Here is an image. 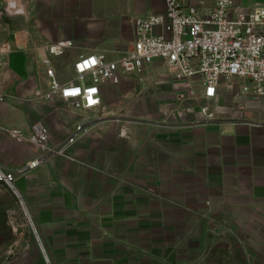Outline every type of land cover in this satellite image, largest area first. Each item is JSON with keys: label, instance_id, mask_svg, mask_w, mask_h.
Wrapping results in <instances>:
<instances>
[{"label": "crops", "instance_id": "1", "mask_svg": "<svg viewBox=\"0 0 264 264\" xmlns=\"http://www.w3.org/2000/svg\"><path fill=\"white\" fill-rule=\"evenodd\" d=\"M79 1H46L39 30H19L35 52L39 43L72 40L73 67L81 54L127 49L136 19L166 9L164 0H128L114 26L98 24ZM34 72L28 57L24 75L11 69L9 56L1 74L10 98L0 103V165L11 170L34 155L7 127L30 133L41 123L61 143L82 120L58 103L35 102L36 87L27 86ZM203 92L199 80L171 76L145 89L136 77L105 86L109 116L71 147L74 159L55 157L18 176L52 264H199L228 240L221 228L264 226V101L226 81L214 100Z\"/></svg>", "mask_w": 264, "mask_h": 264}, {"label": "built area", "instance_id": "2", "mask_svg": "<svg viewBox=\"0 0 264 264\" xmlns=\"http://www.w3.org/2000/svg\"><path fill=\"white\" fill-rule=\"evenodd\" d=\"M2 1L0 33L7 23ZM164 1V12L154 11L136 19V38L127 49L79 55L73 64L76 76L70 80L59 77L50 56L67 54L76 47L74 41L43 44L48 53L45 59L29 46L28 33L25 45L17 43L15 34L16 49L24 51L39 72V77L33 74L32 78L46 86H36L33 100L47 103L61 99L82 115L75 131L61 143H54L52 133L41 123L33 125L30 133L5 129L9 137L26 143L34 155L17 170L0 165V184L16 193L25 209L16 185L18 176L55 157L74 159L71 147L92 131L94 122L109 116L105 114V86H119L131 77H136L144 89L155 79L164 81L170 76L177 81L197 79L204 87V98L211 101L216 99L221 82L226 81L228 87L264 101V3L244 6L239 0ZM11 53L10 42L0 38V103L10 98L1 74ZM43 63L49 66L43 68Z\"/></svg>", "mask_w": 264, "mask_h": 264}, {"label": "rangeland", "instance_id": "3", "mask_svg": "<svg viewBox=\"0 0 264 264\" xmlns=\"http://www.w3.org/2000/svg\"><path fill=\"white\" fill-rule=\"evenodd\" d=\"M46 1L51 0H19V3L27 8V14H25L21 6L13 7L9 5V0H3L7 23L3 25V30L0 33L1 40L11 41L15 47L16 32L29 30V28L30 31H38L39 28H35L38 25L36 20L46 14ZM79 2L82 12L95 17L98 24L105 23H100V21H108L106 22L108 25L114 26L125 15L130 4L128 0H80ZM255 3H264V0L251 1V4ZM132 4L134 3L132 2ZM38 46H43V43H39ZM73 51L74 48L65 55L50 56L51 62L55 65L62 80H70L76 76L71 61ZM26 62L27 57L21 51H14L10 55V68L22 75L25 73ZM48 66L49 63L42 64L43 68ZM38 73L34 72L39 77ZM27 86L31 88L38 86V89L46 87L45 84L34 81L27 83ZM53 102L71 109V106L61 99L47 103ZM120 114L121 111L113 115ZM116 119L121 118L116 117ZM125 123L126 121H123V124ZM27 212L28 210L25 209L17 194L0 184V264H52L51 261H47V253L38 240L34 220H30L31 213ZM218 231L224 236L227 234L228 240L218 243L216 253L208 259L200 261L199 264H264V226L258 227L254 224L251 228L233 229L229 227L228 229L221 228Z\"/></svg>", "mask_w": 264, "mask_h": 264}, {"label": "bare ground", "instance_id": "4", "mask_svg": "<svg viewBox=\"0 0 264 264\" xmlns=\"http://www.w3.org/2000/svg\"><path fill=\"white\" fill-rule=\"evenodd\" d=\"M8 3H9V5H11L13 7H20L21 6V8L23 10H25V6L22 5L21 3H19V0H9ZM16 34H17V43L19 45H25L26 41H27V38H26L27 33L25 31H18ZM37 51L42 57H44L45 59L47 58L48 53H47L45 46L38 48Z\"/></svg>", "mask_w": 264, "mask_h": 264}, {"label": "water", "instance_id": "5", "mask_svg": "<svg viewBox=\"0 0 264 264\" xmlns=\"http://www.w3.org/2000/svg\"><path fill=\"white\" fill-rule=\"evenodd\" d=\"M38 240L40 241V239L38 238ZM42 245V244H41ZM46 258H47V261H49V259H48V257L46 256Z\"/></svg>", "mask_w": 264, "mask_h": 264}]
</instances>
